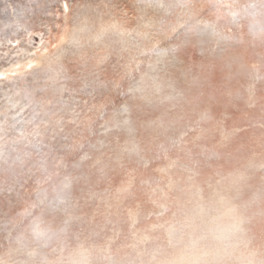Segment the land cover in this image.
I'll return each mask as SVG.
<instances>
[{"label": "snow or ice", "instance_id": "snow-or-ice-1", "mask_svg": "<svg viewBox=\"0 0 264 264\" xmlns=\"http://www.w3.org/2000/svg\"><path fill=\"white\" fill-rule=\"evenodd\" d=\"M13 13L0 264H264V0Z\"/></svg>", "mask_w": 264, "mask_h": 264}, {"label": "bare ground", "instance_id": "bare-ground-1", "mask_svg": "<svg viewBox=\"0 0 264 264\" xmlns=\"http://www.w3.org/2000/svg\"><path fill=\"white\" fill-rule=\"evenodd\" d=\"M36 2H45V0H0V53L7 51L9 48L8 41L11 39L13 42L16 37L13 35L15 32L14 27H6V25L14 24V22L18 19L13 13V8L16 6L27 5L30 3ZM46 2L52 5H60V0H46ZM69 3L79 2V0H68ZM93 2H102V0H93ZM5 8H7V12H5ZM220 30H224L227 27H231L230 23L226 20H222L218 25ZM21 35H24L21 33ZM39 42V41H38ZM23 59V58H21ZM4 67L3 64H0V70ZM6 90V89H5ZM28 114L25 113V116ZM20 128L27 130V125H20Z\"/></svg>", "mask_w": 264, "mask_h": 264}, {"label": "water", "instance_id": "water-1", "mask_svg": "<svg viewBox=\"0 0 264 264\" xmlns=\"http://www.w3.org/2000/svg\"><path fill=\"white\" fill-rule=\"evenodd\" d=\"M64 2H65V0H60V5L63 4ZM35 39H36V41H37V43H38V41H39V37L37 36ZM0 40H1V38H0Z\"/></svg>", "mask_w": 264, "mask_h": 264}]
</instances>
